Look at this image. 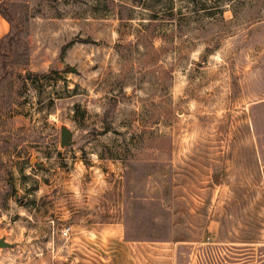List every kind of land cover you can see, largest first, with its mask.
Listing matches in <instances>:
<instances>
[{
    "label": "rangeland",
    "instance_id": "1",
    "mask_svg": "<svg viewBox=\"0 0 264 264\" xmlns=\"http://www.w3.org/2000/svg\"><path fill=\"white\" fill-rule=\"evenodd\" d=\"M0 12V264H264V0Z\"/></svg>",
    "mask_w": 264,
    "mask_h": 264
},
{
    "label": "crops",
    "instance_id": "2",
    "mask_svg": "<svg viewBox=\"0 0 264 264\" xmlns=\"http://www.w3.org/2000/svg\"><path fill=\"white\" fill-rule=\"evenodd\" d=\"M7 31V25L5 20L0 16V37ZM129 258H123L116 261L111 262H98V263H77V264H139L134 261V258L132 256H128ZM141 264H167V263H141Z\"/></svg>",
    "mask_w": 264,
    "mask_h": 264
},
{
    "label": "water",
    "instance_id": "3",
    "mask_svg": "<svg viewBox=\"0 0 264 264\" xmlns=\"http://www.w3.org/2000/svg\"><path fill=\"white\" fill-rule=\"evenodd\" d=\"M67 133L68 132H67L66 128H64V127L60 128V141L61 142L65 141ZM3 244H4V242L0 239V245H3Z\"/></svg>",
    "mask_w": 264,
    "mask_h": 264
},
{
    "label": "built area",
    "instance_id": "4",
    "mask_svg": "<svg viewBox=\"0 0 264 264\" xmlns=\"http://www.w3.org/2000/svg\"><path fill=\"white\" fill-rule=\"evenodd\" d=\"M67 231H68V227L66 226V227L61 228L60 233L62 235H66L67 234Z\"/></svg>",
    "mask_w": 264,
    "mask_h": 264
},
{
    "label": "trees",
    "instance_id": "5",
    "mask_svg": "<svg viewBox=\"0 0 264 264\" xmlns=\"http://www.w3.org/2000/svg\"><path fill=\"white\" fill-rule=\"evenodd\" d=\"M0 16L2 17V18H4V16L2 15V13L0 12Z\"/></svg>",
    "mask_w": 264,
    "mask_h": 264
}]
</instances>
